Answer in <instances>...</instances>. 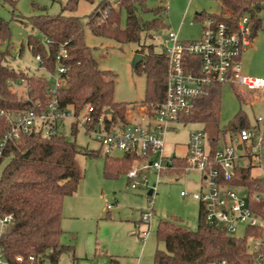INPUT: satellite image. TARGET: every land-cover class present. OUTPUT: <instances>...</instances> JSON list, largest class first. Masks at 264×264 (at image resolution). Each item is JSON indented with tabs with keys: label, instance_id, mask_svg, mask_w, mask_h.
<instances>
[{
	"label": "trees",
	"instance_id": "trees-1",
	"mask_svg": "<svg viewBox=\"0 0 264 264\" xmlns=\"http://www.w3.org/2000/svg\"><path fill=\"white\" fill-rule=\"evenodd\" d=\"M14 3L15 0H9ZM56 1V0H51ZM81 0H69L62 12L56 16L39 15L25 23L38 31L43 39L30 35L27 47L33 56L40 55L42 65L49 72L56 70L55 57L63 46L69 56L66 66V82L59 92L62 107L72 106L80 113L87 105L95 108V115L112 112L115 122H129V105L115 102L116 75L101 70L85 42L84 26L81 18L66 16L65 12H75ZM94 2V0H86ZM225 11L219 15L197 13L195 22L212 16L236 30L239 20L250 15L253 20V38L261 28L258 12L264 9V0H217ZM149 0H102L89 16L88 26L92 33L101 38L111 39L120 44H138L137 54L143 61L134 68L138 76L146 77V99L143 103H162L167 87V58L157 53L153 45H141L143 35L150 38L163 35L169 30L165 22L167 10L163 7L149 9ZM143 14H153L150 21L141 19ZM126 18L125 26L123 20ZM0 40L11 43L10 24L0 18ZM47 41H49L47 43ZM22 45V51L26 49ZM11 53L0 45V109H27L29 101H24L8 86L7 81L24 79L30 88L31 101L46 102L50 83L37 74L15 70L10 62ZM222 85H215L210 95L198 100L195 110L186 118L188 123L217 127L221 113ZM237 97L246 101L242 93ZM240 127H250L246 114L236 116ZM76 136L78 129L72 128ZM80 147L66 135L45 138L40 135L24 137L8 145L0 160V166L8 161L0 177V220L11 217L3 227L0 236V251L10 264L16 263L18 256L33 264H60L64 254H73L76 247L66 245L63 239V212L66 198L77 194L82 175L76 165ZM104 156V176L115 179L126 174L133 158H115L103 155L100 150L88 156ZM238 184H244L254 192L259 184L249 169L237 173ZM158 243L166 250H157L155 264H209L226 261L228 264H259L257 258L264 255V247L258 253L248 251L247 238L230 237L223 231L209 226L205 218L204 206L200 207L198 229L190 231L162 221L157 230Z\"/></svg>",
	"mask_w": 264,
	"mask_h": 264
},
{
	"label": "built area",
	"instance_id": "built-area-1",
	"mask_svg": "<svg viewBox=\"0 0 264 264\" xmlns=\"http://www.w3.org/2000/svg\"><path fill=\"white\" fill-rule=\"evenodd\" d=\"M200 22L202 37L197 41L184 42L176 32L167 31L166 43L171 47L162 46L168 63L165 100L159 104L142 103L137 113L129 112L128 123L115 122L111 114L95 115L96 110L91 105L80 113L72 106L62 107L59 92L69 70L66 66L67 44L55 57L54 72L42 65L40 55L34 56L37 66L33 70L29 66L26 71L49 81V96L46 102L31 101L26 80L7 81L14 93L31 104L27 109H0V160L10 143L24 137L66 135L67 125L71 131L73 127L78 131L83 129L100 144L103 155L133 158L132 166L125 174L131 188L153 191L151 196L148 194L151 200L149 211L142 214L141 219L145 227L141 233L144 243L153 229L155 211L152 198L158 185L170 176L177 177V181L186 176L199 191H182L181 196L192 197L204 206L207 224L235 238L239 228L245 227L241 238H247L251 254L258 253L264 247V128L261 127H264V117H258L256 125L239 126L228 138L210 139L205 132L195 131L188 138L184 154L167 153V135L174 126L188 122L186 118L195 110L198 100L208 97L215 85L264 92V79L243 74L241 67L244 52L255 40L253 18L243 16L236 30L218 17L208 16ZM0 45L3 50L10 51L14 60L22 59V48L1 40ZM132 114L138 119L133 120ZM241 169H249L253 178L258 180L254 192L249 186L238 184L237 173ZM255 170L259 171L257 175L253 173ZM150 175L156 176V183L152 184ZM111 209L109 206L108 210ZM11 220L9 216L0 223L4 227ZM33 261V257L26 261L18 256L15 264H33ZM257 261L264 264V255L260 254ZM0 264H10L1 251ZM209 264L228 263L214 261Z\"/></svg>",
	"mask_w": 264,
	"mask_h": 264
},
{
	"label": "rangeland",
	"instance_id": "rangeland-1",
	"mask_svg": "<svg viewBox=\"0 0 264 264\" xmlns=\"http://www.w3.org/2000/svg\"><path fill=\"white\" fill-rule=\"evenodd\" d=\"M69 0H0V18L10 24L11 43L16 48L27 45L30 35L43 39L42 35L26 25L27 20L34 16H56L62 12ZM102 0L89 2L81 0L77 11H66V16L79 17L84 26L85 42L92 50V55L101 70L111 71L116 75L115 102L129 105V112L137 113L138 106L146 99V77L138 76L134 72L133 61L140 48L138 44H120L111 39L95 36L88 26L89 16ZM149 9L163 7L167 10L165 22L170 31L176 32L181 41L190 42L200 40L203 26L195 22L197 13L219 15L225 11L222 3L217 0H149ZM261 20L253 45L242 57L243 74L264 79V9L257 13ZM153 14H143L141 19L150 21ZM126 18L123 20L125 26ZM168 30V31H169ZM167 31L163 36L150 38L143 35L141 45L155 47L157 53L162 52L166 43ZM6 47V46H5ZM15 70L26 71L29 66H37L35 57L28 47L21 60L10 62ZM242 93L246 99L240 102L237 94ZM242 111L247 115L251 125H256L258 117H264V92H249L244 88L225 85L222 88L221 113L217 127L197 123H184L174 126L167 135V153L182 155L190 134L203 131L210 139H222L230 136L240 126L236 116ZM132 119L136 116L132 114ZM264 128L263 126H261ZM66 136L80 147L76 165L82 175L78 192L83 191L84 197L96 209L97 217L92 220L67 222L66 235L63 242L76 247V260L73 254H64L60 264H112L115 259L120 264H155L156 251L166 250L163 243H158L157 230L162 221L171 222L178 227L190 231L198 229L201 204L192 197H182V191L199 189L186 176L179 177V181L168 179L158 185L154 196V219L151 235L144 243L141 233L144 226L141 223L142 214L149 211V191L145 188L133 189L129 186L126 175L115 179L104 176V156H88L89 152L99 151L100 144L79 129L76 136L72 135L69 125L66 126ZM222 143V142H221ZM8 161L0 166V177ZM254 175L259 171L255 170ZM152 184L156 183V176L150 175ZM77 192V193H78ZM242 194V192H238ZM111 206V210L108 207ZM3 226L0 223V236ZM245 234V227H240L237 237Z\"/></svg>",
	"mask_w": 264,
	"mask_h": 264
},
{
	"label": "crops",
	"instance_id": "crops-1",
	"mask_svg": "<svg viewBox=\"0 0 264 264\" xmlns=\"http://www.w3.org/2000/svg\"><path fill=\"white\" fill-rule=\"evenodd\" d=\"M138 118L136 117L135 120ZM134 120V119H133ZM186 152V148L183 151V154ZM125 175V174H124ZM171 179L175 181L178 180L177 177L170 176ZM168 178V179H170ZM97 217L96 209L90 204L89 199L84 197L83 191L78 192L73 197H68L64 203V212H63V222L62 226L64 231L67 229L66 223L70 221H80V220H92ZM112 264H120L116 259L111 261Z\"/></svg>",
	"mask_w": 264,
	"mask_h": 264
},
{
	"label": "water",
	"instance_id": "water-1",
	"mask_svg": "<svg viewBox=\"0 0 264 264\" xmlns=\"http://www.w3.org/2000/svg\"><path fill=\"white\" fill-rule=\"evenodd\" d=\"M143 58H144L143 55H137V56L135 57L134 61H133V67H134V68L137 67V66L143 61ZM106 114H112V112H111V111H107ZM193 177H194V179H196V180L198 179L197 176H191V178H193ZM152 193H153V191L150 190V192L148 193L149 196H151Z\"/></svg>",
	"mask_w": 264,
	"mask_h": 264
}]
</instances>
